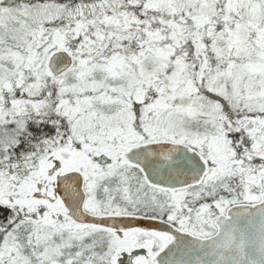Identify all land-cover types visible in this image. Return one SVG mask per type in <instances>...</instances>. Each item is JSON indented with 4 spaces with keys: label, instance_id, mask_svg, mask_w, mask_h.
I'll return each mask as SVG.
<instances>
[{
    "label": "snow or ice",
    "instance_id": "1",
    "mask_svg": "<svg viewBox=\"0 0 264 264\" xmlns=\"http://www.w3.org/2000/svg\"><path fill=\"white\" fill-rule=\"evenodd\" d=\"M0 264H264V0H0Z\"/></svg>",
    "mask_w": 264,
    "mask_h": 264
}]
</instances>
